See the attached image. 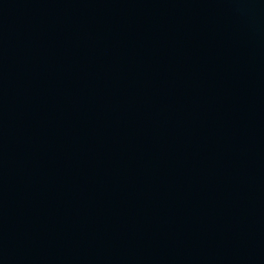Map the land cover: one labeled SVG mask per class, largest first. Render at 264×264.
Returning <instances> with one entry per match:
<instances>
[{
	"label": "water",
	"instance_id": "obj_1",
	"mask_svg": "<svg viewBox=\"0 0 264 264\" xmlns=\"http://www.w3.org/2000/svg\"><path fill=\"white\" fill-rule=\"evenodd\" d=\"M0 264H264V0H0Z\"/></svg>",
	"mask_w": 264,
	"mask_h": 264
}]
</instances>
